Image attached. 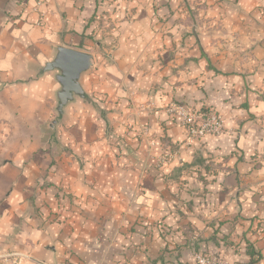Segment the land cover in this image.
I'll return each mask as SVG.
<instances>
[{"label":"crops","instance_id":"1","mask_svg":"<svg viewBox=\"0 0 264 264\" xmlns=\"http://www.w3.org/2000/svg\"><path fill=\"white\" fill-rule=\"evenodd\" d=\"M59 47L92 63L62 113ZM171 101L225 131L188 142ZM198 252L264 264V0H0V264Z\"/></svg>","mask_w":264,"mask_h":264},{"label":"built area","instance_id":"2","mask_svg":"<svg viewBox=\"0 0 264 264\" xmlns=\"http://www.w3.org/2000/svg\"><path fill=\"white\" fill-rule=\"evenodd\" d=\"M39 5L40 1L37 2L35 10H38ZM43 20L44 13H41L37 24L42 25ZM169 112L185 127L188 142L207 135L219 136L225 131L223 118L214 110L201 111L175 103L171 104ZM196 264H228V262L217 255L199 253L196 257Z\"/></svg>","mask_w":264,"mask_h":264},{"label":"water","instance_id":"3","mask_svg":"<svg viewBox=\"0 0 264 264\" xmlns=\"http://www.w3.org/2000/svg\"><path fill=\"white\" fill-rule=\"evenodd\" d=\"M91 64L90 54L68 47H59L55 59L47 63V70L57 69L59 71L57 79L62 86L58 94L60 113L74 95H83L79 79Z\"/></svg>","mask_w":264,"mask_h":264},{"label":"rangeland","instance_id":"4","mask_svg":"<svg viewBox=\"0 0 264 264\" xmlns=\"http://www.w3.org/2000/svg\"><path fill=\"white\" fill-rule=\"evenodd\" d=\"M182 104V105H184V106H187V107H190V108H193V109H199V110H201V111H208V110H210V109H206V108H202L201 106H198L197 104H187V103H185V102H179V101H171L166 107H165V109H166V111H167V113L170 115V116H172V117H174V118H176L175 116H173L170 112H169V108H170V106H171V104ZM215 111V110H214ZM181 122V121H180ZM182 124V123H181ZM144 132V133H143ZM140 135H143V136H150V133H149V128L148 127H142L141 128V133H140ZM151 142V145L153 146V145H155V142L154 141H150ZM174 156H175V152H173V151H165V152H163V153H161V154H159V155H157L156 157H155V160H156V164H157V166H162V165H164V164H166V163H169L171 160H173V158H174ZM199 253H204V254H208V253H205V252H198L197 254H199ZM197 254H196V257H197ZM210 255H217V256H220V255H218V254H210ZM221 257V256H220ZM5 263L6 264H11V261H9L8 259H5Z\"/></svg>","mask_w":264,"mask_h":264}]
</instances>
